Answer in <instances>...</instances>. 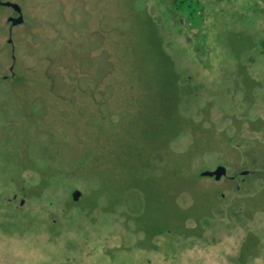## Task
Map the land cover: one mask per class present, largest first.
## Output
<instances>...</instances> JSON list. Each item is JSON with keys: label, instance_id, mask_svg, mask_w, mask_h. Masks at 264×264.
Instances as JSON below:
<instances>
[{"label": "rangeland", "instance_id": "rangeland-1", "mask_svg": "<svg viewBox=\"0 0 264 264\" xmlns=\"http://www.w3.org/2000/svg\"><path fill=\"white\" fill-rule=\"evenodd\" d=\"M1 2L0 264H264V0Z\"/></svg>", "mask_w": 264, "mask_h": 264}, {"label": "water", "instance_id": "water-1", "mask_svg": "<svg viewBox=\"0 0 264 264\" xmlns=\"http://www.w3.org/2000/svg\"><path fill=\"white\" fill-rule=\"evenodd\" d=\"M0 6L2 7H5V8H10L12 9L14 12L17 13L18 17L15 18V19H12L10 18L8 20V22L11 23V26H17L18 24H20L22 22V17L20 15V10H19V7L15 4H12V3H7V2H1L0 0ZM225 170L222 168V167H218L215 171L213 172H206V173H203V176L205 177H212L214 176L215 178V181L219 180L221 177L225 176ZM80 197V194L79 192L75 191L73 192L72 194V199L73 201H77Z\"/></svg>", "mask_w": 264, "mask_h": 264}]
</instances>
